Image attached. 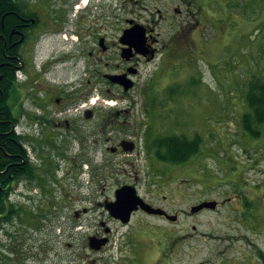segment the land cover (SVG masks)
I'll list each match as a JSON object with an SVG mask.
<instances>
[{
    "label": "flooded vegetation",
    "instance_id": "obj_1",
    "mask_svg": "<svg viewBox=\"0 0 264 264\" xmlns=\"http://www.w3.org/2000/svg\"><path fill=\"white\" fill-rule=\"evenodd\" d=\"M195 3L0 0V264H181L186 251L209 255L195 264H264V180L229 174L198 190L159 158L152 112L123 103L143 68L195 46ZM105 100L117 107L94 105ZM108 182L122 183L104 195ZM126 186L144 204L127 222L110 210ZM116 234L123 258L108 252Z\"/></svg>",
    "mask_w": 264,
    "mask_h": 264
},
{
    "label": "rangeland",
    "instance_id": "obj_2",
    "mask_svg": "<svg viewBox=\"0 0 264 264\" xmlns=\"http://www.w3.org/2000/svg\"><path fill=\"white\" fill-rule=\"evenodd\" d=\"M237 3L240 8L233 9ZM161 8L167 15L168 7ZM191 11L199 20L197 32L192 35L195 46L182 45L175 64L170 62L160 69L154 65L143 68L137 87L123 103L138 113L152 112L154 136L201 138L200 152L175 172L198 181V190L201 181L219 184L229 174L244 173L257 181L264 180V125L257 127L260 135L254 137L242 123L243 116L252 112L247 100L249 86L264 82V0H196ZM180 19L177 17L176 22ZM115 103L116 100H105L94 105L110 109L117 107ZM137 165L146 169L144 159ZM119 183L122 182L102 183L103 192L107 187L104 195L112 194ZM227 189L214 187L213 196ZM194 194L184 199L183 208L194 203ZM78 206L75 202L71 208ZM96 210L84 219L95 223L93 218L99 215ZM57 231L54 237L58 236ZM93 231L75 230L78 238ZM120 244L116 234L109 254L123 258ZM66 254L71 255L72 251ZM208 257L206 252L192 256L186 251L181 264H195Z\"/></svg>",
    "mask_w": 264,
    "mask_h": 264
},
{
    "label": "trees",
    "instance_id": "obj_3",
    "mask_svg": "<svg viewBox=\"0 0 264 264\" xmlns=\"http://www.w3.org/2000/svg\"><path fill=\"white\" fill-rule=\"evenodd\" d=\"M232 7L233 9L240 8V4L237 3ZM247 100L252 112L243 116V127L246 132L258 137L260 131L257 127L264 125V82L251 83ZM161 143H163V148L158 153L161 160L173 164H184L200 152L202 140L200 137L190 140L182 135H172L165 137Z\"/></svg>",
    "mask_w": 264,
    "mask_h": 264
},
{
    "label": "water",
    "instance_id": "obj_4",
    "mask_svg": "<svg viewBox=\"0 0 264 264\" xmlns=\"http://www.w3.org/2000/svg\"><path fill=\"white\" fill-rule=\"evenodd\" d=\"M132 32H130L131 34ZM133 84L130 82L126 85V89L129 90L132 88ZM141 205L142 207L144 204L142 203V200L133 195L130 188L123 187L120 190L117 191V200L115 203H113L110 210L113 212V214L117 217L122 218L125 222H127L128 216L131 214V212L137 208L138 205ZM207 205L215 206V203H208ZM202 206L199 207L201 209ZM90 245L92 248H95V240L94 238L90 239Z\"/></svg>",
    "mask_w": 264,
    "mask_h": 264
}]
</instances>
